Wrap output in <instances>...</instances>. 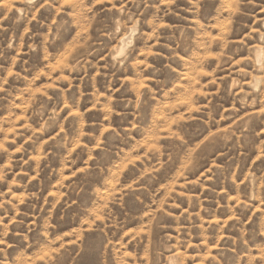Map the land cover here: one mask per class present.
Masks as SVG:
<instances>
[{
	"label": "rangeland",
	"instance_id": "374dc122",
	"mask_svg": "<svg viewBox=\"0 0 264 264\" xmlns=\"http://www.w3.org/2000/svg\"><path fill=\"white\" fill-rule=\"evenodd\" d=\"M0 264H264V0H0Z\"/></svg>",
	"mask_w": 264,
	"mask_h": 264
},
{
	"label": "bare ground",
	"instance_id": "6f19581e",
	"mask_svg": "<svg viewBox=\"0 0 264 264\" xmlns=\"http://www.w3.org/2000/svg\"><path fill=\"white\" fill-rule=\"evenodd\" d=\"M123 40H124V39H123ZM123 43H124V42H123ZM121 44H122V43H121ZM122 45H123V49H125V48H124V45H125V44H122ZM120 54H121V53H119V55H120ZM256 57H257V56H256ZM258 57H259V56H258ZM260 57H261V56H260Z\"/></svg>",
	"mask_w": 264,
	"mask_h": 264
}]
</instances>
